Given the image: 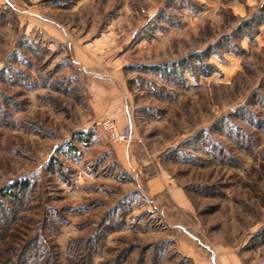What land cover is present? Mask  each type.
Listing matches in <instances>:
<instances>
[{
  "label": "rangeland",
  "instance_id": "1",
  "mask_svg": "<svg viewBox=\"0 0 264 264\" xmlns=\"http://www.w3.org/2000/svg\"><path fill=\"white\" fill-rule=\"evenodd\" d=\"M193 254L264 264V0H0V264Z\"/></svg>",
  "mask_w": 264,
  "mask_h": 264
},
{
  "label": "crops",
  "instance_id": "2",
  "mask_svg": "<svg viewBox=\"0 0 264 264\" xmlns=\"http://www.w3.org/2000/svg\"><path fill=\"white\" fill-rule=\"evenodd\" d=\"M193 257V260L196 264H215L213 261H207L206 259L202 258L200 255H191ZM223 261L222 264H230V262L224 258L221 260Z\"/></svg>",
  "mask_w": 264,
  "mask_h": 264
},
{
  "label": "built area",
  "instance_id": "3",
  "mask_svg": "<svg viewBox=\"0 0 264 264\" xmlns=\"http://www.w3.org/2000/svg\"><path fill=\"white\" fill-rule=\"evenodd\" d=\"M112 129H109L110 133H111V137L112 139H114L115 141L116 140H119V139H123L120 135V133L117 132V130L113 127H111ZM127 134H128V130H127Z\"/></svg>",
  "mask_w": 264,
  "mask_h": 264
}]
</instances>
